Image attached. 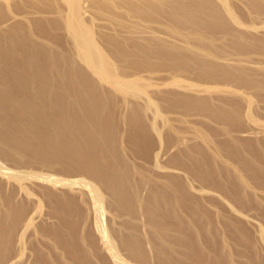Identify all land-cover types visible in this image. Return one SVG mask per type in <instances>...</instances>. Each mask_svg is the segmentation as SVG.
Returning <instances> with one entry per match:
<instances>
[{"label": "rangeland", "instance_id": "374dc122", "mask_svg": "<svg viewBox=\"0 0 264 264\" xmlns=\"http://www.w3.org/2000/svg\"><path fill=\"white\" fill-rule=\"evenodd\" d=\"M0 56V264H264V0H0Z\"/></svg>", "mask_w": 264, "mask_h": 264}, {"label": "bare ground", "instance_id": "6f19581e", "mask_svg": "<svg viewBox=\"0 0 264 264\" xmlns=\"http://www.w3.org/2000/svg\"><path fill=\"white\" fill-rule=\"evenodd\" d=\"M7 61V57L6 56H0V71H3V65H4V63ZM42 72V71H41ZM54 82H55V78H53V80H52V89H54ZM5 88L8 90V91H10L11 92V94H0V96H1V99L2 100H4V101H9V102H11V101H14V102H17V98H19V97H17V96H15V97H13L12 96V92H14L15 90H13L12 88H11V86L9 85V84H5ZM14 93H16V91L14 92ZM51 94H52V91H51ZM13 102V104H15ZM23 104H27V105H24V106H26V107H32L33 106V104L31 103V100H28V99H26L24 102H23ZM16 105V104H15ZM0 108L1 109H3V111H5V107H3V105L1 106L0 105ZM14 108V107H13ZM12 108V109H13ZM32 118V117H31ZM11 121V120H10ZM13 122V121H12ZM5 123H4V121H2L1 120V118H0V126H2V125H4ZM9 124H12V126H9L10 127V129H8V133H10V135L8 136V139H7V141L9 142V143H11V144H15L16 142H17V140L20 142V141H22V140H24V139H26V138H23V137H20V133H19V131H17V130H15V128L13 127V123H8L7 124V127H8V125ZM49 124H52V122H49ZM66 125L67 126H72V129H74V130H76V132H78L79 131V129H76V128H74L76 125H75V123L73 122L72 123V125L70 124V120L68 119L67 121H66ZM49 128V126H45V128ZM29 131H31V130H29ZM33 134L32 135H34V131H31ZM22 134H26V133H28V132H21ZM4 134V131L3 130H0V137L2 136ZM31 134V133H30ZM44 137V136H43ZM45 137H46V135H45ZM98 137H103V133L101 132H99L98 133ZM85 138H88L87 136L85 137ZM29 139V138H28ZM30 140V139H29ZM48 140H49V138L47 139V141H46V145H47V147H49V142H48ZM41 140H40V138L38 139V141H37V143L35 144L34 143V141H33V139H31L30 140V142L33 144V146L34 147H36V148H43L44 146H46V145H44V144H42L41 142H40ZM51 145H52V143H51ZM14 148H16V149H14ZM14 148H11L13 151H18L17 149H21V148H17V147H14ZM261 169L263 170V172H264V166H262L261 167ZM107 171V170H106ZM107 172H109V174H111L110 176L109 175H107L108 173ZM106 173V177L109 179V180H114V181H117L116 179H118V178H120V180H122V178H124V176H126L127 174H122L121 173V176L120 177H118V176H116V177H118V178H116L115 177V173L114 172H110V171H107ZM123 173H125V171L123 172ZM125 179V178H124ZM119 180V179H118ZM117 184H119L118 182L114 185L115 187H117L118 185ZM118 188V187H117ZM119 189V188H118ZM116 191H117V189H115ZM119 191V190H118ZM121 192H123L124 193V191H123V189H121ZM8 203V202H7ZM9 205V204H8ZM1 226V225H0Z\"/></svg>", "mask_w": 264, "mask_h": 264}, {"label": "water", "instance_id": "95a60500", "mask_svg": "<svg viewBox=\"0 0 264 264\" xmlns=\"http://www.w3.org/2000/svg\"><path fill=\"white\" fill-rule=\"evenodd\" d=\"M17 94H12V96L13 97H15ZM11 103H13V101H11ZM0 104L1 105H8L9 104V101H4V100H2L1 99V96H0ZM30 111V107H28L27 109H25V113H27V112H29ZM40 121V120H39ZM9 126H12V124H9L8 125V128L10 129V127ZM31 133V134H30ZM29 134H30V136L33 134L32 132H28L27 134H26V140H25V142H27V139H28V136H29ZM43 136H45V134H44V132H43V134H42ZM38 138H40V140H41V142H42V144H44V145H46V139H44V138H42V137H39L38 136ZM92 149V148H91ZM37 150H39L38 148H37ZM41 152H44V150L43 151H41ZM109 169V171L110 172H114L115 173V170L112 168V167H110V168H108ZM2 223H4V221L2 220V218L0 217V224H2Z\"/></svg>", "mask_w": 264, "mask_h": 264}]
</instances>
